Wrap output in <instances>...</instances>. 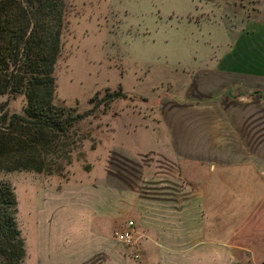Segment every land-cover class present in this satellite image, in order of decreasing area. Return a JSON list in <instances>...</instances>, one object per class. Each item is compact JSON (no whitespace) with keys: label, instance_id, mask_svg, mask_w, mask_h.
Masks as SVG:
<instances>
[{"label":"crops","instance_id":"obj_1","mask_svg":"<svg viewBox=\"0 0 264 264\" xmlns=\"http://www.w3.org/2000/svg\"><path fill=\"white\" fill-rule=\"evenodd\" d=\"M65 2V46L162 29L205 54L135 86L159 99L151 116L120 110L113 148L137 165L130 183L103 165L61 185L29 174L22 264H239L236 228L264 224V0ZM128 220L124 247L113 233Z\"/></svg>","mask_w":264,"mask_h":264},{"label":"rangeland","instance_id":"obj_2","mask_svg":"<svg viewBox=\"0 0 264 264\" xmlns=\"http://www.w3.org/2000/svg\"><path fill=\"white\" fill-rule=\"evenodd\" d=\"M131 37L134 38L132 34L106 36L105 50H97L99 46L89 42H73L71 38L66 46L63 43V49L53 70L56 83L53 104L73 109L78 113L89 110L91 113L75 123L63 137H58L54 141L55 152L48 153V157L53 160L52 172L43 174L51 181H57L58 185L75 181L79 174L85 172L95 174L99 170V165H103L112 174L123 172L127 183L134 180L138 171L137 165L122 162L119 159L121 158L119 152L113 148L114 127L121 119L120 110L126 107L124 116L127 118L132 116L135 119L136 115L138 118L146 119L151 116L149 115L151 110L160 106L159 99L147 100L142 95L133 94L140 90L135 86L143 80L141 86H145L147 80L165 74L160 73L162 69L169 74L173 69L163 67L165 62L172 64L193 58L201 59L205 54L199 50L185 48L188 41L183 40L185 36L181 33H167L159 29L149 36L130 39ZM119 38L121 45L115 42ZM195 38L198 39V36ZM144 89L149 91L147 88ZM113 92H118L123 97L105 100V95ZM6 99L9 111L22 113L25 104L22 95H16L12 99L5 95L0 96V102ZM32 173L36 172L0 171V181L7 182L15 196V221L20 237L23 233L27 241L29 235H25V225L27 226L30 215L25 190L29 189V174ZM236 229L239 233L238 239L243 243L238 245H244L249 252V257L239 258L238 263L264 264V224L256 227L251 224Z\"/></svg>","mask_w":264,"mask_h":264},{"label":"trees","instance_id":"obj_3","mask_svg":"<svg viewBox=\"0 0 264 264\" xmlns=\"http://www.w3.org/2000/svg\"><path fill=\"white\" fill-rule=\"evenodd\" d=\"M67 9L65 0H0V96L25 101L20 114L7 109V99L0 102V171L50 174L54 141L91 113L53 104ZM117 97L123 95L107 93L105 100ZM15 213L12 188L0 181V264L23 262Z\"/></svg>","mask_w":264,"mask_h":264},{"label":"built area","instance_id":"obj_4","mask_svg":"<svg viewBox=\"0 0 264 264\" xmlns=\"http://www.w3.org/2000/svg\"><path fill=\"white\" fill-rule=\"evenodd\" d=\"M114 238L117 242L129 246L133 242V223L128 220L125 222L124 227L113 233Z\"/></svg>","mask_w":264,"mask_h":264}]
</instances>
